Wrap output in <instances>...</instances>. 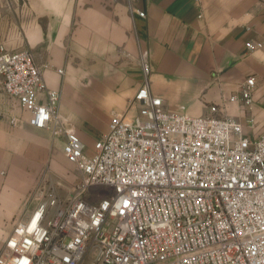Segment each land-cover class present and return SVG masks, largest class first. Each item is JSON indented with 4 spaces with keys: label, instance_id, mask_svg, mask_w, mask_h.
<instances>
[{
    "label": "built area",
    "instance_id": "1",
    "mask_svg": "<svg viewBox=\"0 0 264 264\" xmlns=\"http://www.w3.org/2000/svg\"><path fill=\"white\" fill-rule=\"evenodd\" d=\"M246 47L262 48L264 39ZM141 65L142 85L88 151L60 111L61 91L44 80L50 64L29 48L0 44L4 92L31 125L64 139L63 152L80 173L67 199L46 182L34 210L6 237L0 264H85L93 251L89 264H264L256 77L230 97L243 105V122L219 114L217 105L199 115L167 109L151 88L145 57Z\"/></svg>",
    "mask_w": 264,
    "mask_h": 264
},
{
    "label": "crops",
    "instance_id": "2",
    "mask_svg": "<svg viewBox=\"0 0 264 264\" xmlns=\"http://www.w3.org/2000/svg\"><path fill=\"white\" fill-rule=\"evenodd\" d=\"M261 39L264 0H0V44L29 48L37 62L50 64L44 80L61 91L60 111L88 151L102 136L91 139L85 131V107L71 95L72 84L94 80L95 111L105 133L111 114L124 111L145 80L143 57L150 63L151 88L166 108L193 115L217 105L219 114L245 122L243 105L230 97L255 76L254 134L263 133L264 47H246ZM63 144L62 137L31 125L28 113L0 117L1 217L18 222L31 214L46 168L64 173Z\"/></svg>",
    "mask_w": 264,
    "mask_h": 264
},
{
    "label": "rangeland",
    "instance_id": "3",
    "mask_svg": "<svg viewBox=\"0 0 264 264\" xmlns=\"http://www.w3.org/2000/svg\"><path fill=\"white\" fill-rule=\"evenodd\" d=\"M2 44V43H1ZM0 80V117L4 114H9L11 112L18 113L19 117H24L26 112L19 106V104L11 100L8 94H5L3 90V84L1 86ZM72 96L75 97V102L78 103L79 107H85L81 112L83 116L87 118V124H85V131L90 135L91 139L98 138L103 135L106 130L103 127V123L100 119V112L95 111L97 95L94 93V80L93 79H85L78 82H75L71 86ZM94 103V104H93ZM79 109V108H78ZM130 112H134V110H130ZM90 118H92L93 122H91ZM93 142H88V146H91ZM63 153V151H62ZM65 154H62L63 160L60 159V163L64 164V173L61 171L52 170L50 167H47L45 173H48V176H45V173L42 175V181L40 180V184L46 185V182L51 186L54 185L58 194L67 199L74 193V188L79 180V172L72 162L68 160ZM49 171V172H48ZM3 175V174H2ZM68 181L71 182V185L68 186ZM4 182V181H2ZM17 220H6L4 217L0 216V253L3 249L6 237L11 232L13 226L17 223ZM95 257V251L90 254V257L87 256L85 260V264H89L91 259Z\"/></svg>",
    "mask_w": 264,
    "mask_h": 264
}]
</instances>
